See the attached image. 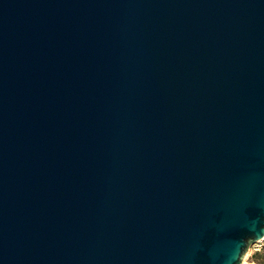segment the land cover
<instances>
[{"label":"water","instance_id":"water-1","mask_svg":"<svg viewBox=\"0 0 264 264\" xmlns=\"http://www.w3.org/2000/svg\"><path fill=\"white\" fill-rule=\"evenodd\" d=\"M263 237L264 0H0V264Z\"/></svg>","mask_w":264,"mask_h":264},{"label":"rangeland","instance_id":"rangeland-1","mask_svg":"<svg viewBox=\"0 0 264 264\" xmlns=\"http://www.w3.org/2000/svg\"><path fill=\"white\" fill-rule=\"evenodd\" d=\"M246 264H264V249H261L259 252H255L253 248H250Z\"/></svg>","mask_w":264,"mask_h":264},{"label":"built area","instance_id":"built-area-1","mask_svg":"<svg viewBox=\"0 0 264 264\" xmlns=\"http://www.w3.org/2000/svg\"><path fill=\"white\" fill-rule=\"evenodd\" d=\"M250 248H253L255 252H259L261 249H264V237L251 245Z\"/></svg>","mask_w":264,"mask_h":264},{"label":"bare ground","instance_id":"bare-ground-1","mask_svg":"<svg viewBox=\"0 0 264 264\" xmlns=\"http://www.w3.org/2000/svg\"><path fill=\"white\" fill-rule=\"evenodd\" d=\"M249 253H250V247L248 248L247 252L245 253L240 264H246V260H247V257L249 256Z\"/></svg>","mask_w":264,"mask_h":264},{"label":"clouds","instance_id":"clouds-1","mask_svg":"<svg viewBox=\"0 0 264 264\" xmlns=\"http://www.w3.org/2000/svg\"><path fill=\"white\" fill-rule=\"evenodd\" d=\"M250 238H252V239H258L259 237L256 236L255 234H253V235L250 236Z\"/></svg>","mask_w":264,"mask_h":264},{"label":"crops","instance_id":"crops-1","mask_svg":"<svg viewBox=\"0 0 264 264\" xmlns=\"http://www.w3.org/2000/svg\"><path fill=\"white\" fill-rule=\"evenodd\" d=\"M249 257V256H248Z\"/></svg>","mask_w":264,"mask_h":264}]
</instances>
